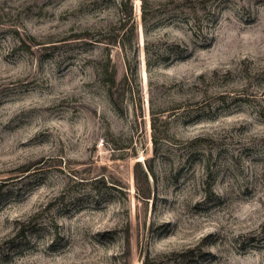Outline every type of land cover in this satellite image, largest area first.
<instances>
[{
  "label": "rangeland",
  "instance_id": "obj_1",
  "mask_svg": "<svg viewBox=\"0 0 264 264\" xmlns=\"http://www.w3.org/2000/svg\"><path fill=\"white\" fill-rule=\"evenodd\" d=\"M124 1L0 0V264H264V0Z\"/></svg>",
  "mask_w": 264,
  "mask_h": 264
},
{
  "label": "trees",
  "instance_id": "obj_2",
  "mask_svg": "<svg viewBox=\"0 0 264 264\" xmlns=\"http://www.w3.org/2000/svg\"><path fill=\"white\" fill-rule=\"evenodd\" d=\"M128 1H124V0H122V2L119 4V10L120 11H122V9L124 8V6H126V3H127ZM131 12H130V15H129V19H128V21L130 20H132V22L134 23V17H133V7L131 6V10H130ZM132 13V14H131ZM132 16V17H131ZM122 21H123V24H122V28L124 29L125 28V26H126V24H127V22H126V18L125 17H122ZM133 28H134V25H133ZM122 29V30H123ZM129 239H130V237L129 236H127V242H128V244H129ZM127 244V245H128ZM128 247H129V245H128Z\"/></svg>",
  "mask_w": 264,
  "mask_h": 264
}]
</instances>
